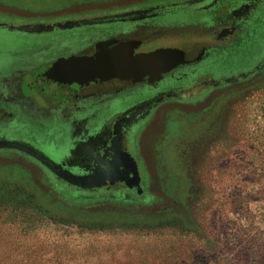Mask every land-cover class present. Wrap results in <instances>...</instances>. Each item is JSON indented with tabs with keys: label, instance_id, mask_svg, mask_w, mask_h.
Segmentation results:
<instances>
[{
	"label": "rangeland",
	"instance_id": "obj_1",
	"mask_svg": "<svg viewBox=\"0 0 264 264\" xmlns=\"http://www.w3.org/2000/svg\"><path fill=\"white\" fill-rule=\"evenodd\" d=\"M66 11L45 13L0 4V23L55 24L62 20L46 18ZM207 34L197 26L143 30L68 63L78 67L99 55L124 81L140 66L162 69L184 60L189 47L200 50ZM23 43L20 33L0 30V49ZM96 66L89 67L94 71ZM136 123L138 135L123 141L121 156L126 166H138L140 175L123 186L81 187L15 169L6 174L12 168L0 164L13 191H20L16 198L9 197L0 184V264H228L246 250L250 237L264 231L263 75L235 87L160 98ZM0 157L17 159L15 154ZM132 183L141 184L139 191L153 199L137 200ZM177 203L188 205L197 232L168 220L139 221Z\"/></svg>",
	"mask_w": 264,
	"mask_h": 264
},
{
	"label": "flooded vegetation",
	"instance_id": "obj_2",
	"mask_svg": "<svg viewBox=\"0 0 264 264\" xmlns=\"http://www.w3.org/2000/svg\"><path fill=\"white\" fill-rule=\"evenodd\" d=\"M134 1L120 7L71 8L46 19L62 20L53 25L101 21L89 35L103 36L107 29L124 26L112 40L143 30L197 26L208 32L204 45L195 52L189 47L185 59L169 68L140 66L124 81L95 54L78 67L66 60L1 78L0 155L17 156L0 157L1 165L64 184L70 177L90 188L123 186L140 175L138 166L123 163V141L138 135L135 121L157 100L184 97L195 89L235 87L264 76V0ZM12 27L17 26L0 23L2 31L11 32ZM98 47L94 44L75 57ZM91 64L98 65L94 71ZM87 82L97 83L81 86ZM142 188L133 187L134 197L151 201L153 196Z\"/></svg>",
	"mask_w": 264,
	"mask_h": 264
},
{
	"label": "water",
	"instance_id": "obj_3",
	"mask_svg": "<svg viewBox=\"0 0 264 264\" xmlns=\"http://www.w3.org/2000/svg\"><path fill=\"white\" fill-rule=\"evenodd\" d=\"M101 23V21L69 22L57 25L36 23L34 25L12 27L14 30L11 33H20L24 37V43L22 45L12 44L16 47L12 50L0 49V79L10 77L18 69L36 70L49 64L62 63L94 44L101 46L109 42L117 34L124 31L123 26L121 29H107V32L103 36L100 34L89 35L88 30L95 29L93 28V24ZM101 27H105V25H101ZM55 30H59L60 32H54ZM72 31L76 32L77 35H72ZM36 40H39V42ZM8 144V147L12 145L11 143ZM69 183L86 187L84 182L70 177Z\"/></svg>",
	"mask_w": 264,
	"mask_h": 264
},
{
	"label": "trees",
	"instance_id": "obj_4",
	"mask_svg": "<svg viewBox=\"0 0 264 264\" xmlns=\"http://www.w3.org/2000/svg\"><path fill=\"white\" fill-rule=\"evenodd\" d=\"M127 1V0H0V4L15 8L18 10H39V11H61L74 8L76 10L84 9L86 7H101L111 5L116 2ZM3 169V168H2ZM7 170V169H3ZM8 172V173H6ZM6 174H12L15 172L13 169L6 171ZM4 172H0V184L4 185L6 188L5 194L9 197L16 198L20 191H13L12 184L7 182V178L4 177ZM9 176V175H8ZM174 177L178 178L177 174ZM180 178V177H179ZM181 179V178H180ZM12 180V179H11ZM182 181V180H180ZM12 182V181H11ZM7 183V184H6ZM171 189V184H169ZM173 189V188H172ZM177 189L174 192H176ZM180 194V192H178ZM41 199L39 197L35 198ZM175 206V205H172ZM62 210V209H60ZM153 216H140L138 218L141 222H159V221H172L175 222L176 226L180 229L197 230L196 223L191 217L188 205L185 203H177V207H166L161 210L155 211ZM171 224V223H170ZM194 232V231H193ZM228 264H264V231L258 232L253 235L246 242V250L241 254H237L231 259H229Z\"/></svg>",
	"mask_w": 264,
	"mask_h": 264
},
{
	"label": "crops",
	"instance_id": "obj_5",
	"mask_svg": "<svg viewBox=\"0 0 264 264\" xmlns=\"http://www.w3.org/2000/svg\"><path fill=\"white\" fill-rule=\"evenodd\" d=\"M53 12H58V11H45V13H53ZM169 147H170V146H169ZM169 147H168V148H169ZM169 149H172V147H170ZM172 158H173V157H171V159H172ZM165 159H166V161H167V160L169 161V159H168L167 157H166ZM172 160H173L172 166L175 167V159H172ZM15 172H17V171H15ZM15 172H14V173H15ZM171 173H172L173 175L176 174V173H173V172H171Z\"/></svg>",
	"mask_w": 264,
	"mask_h": 264
}]
</instances>
